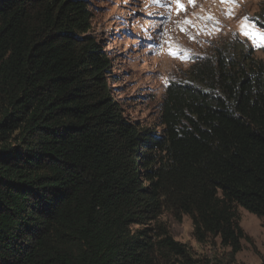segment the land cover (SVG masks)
I'll return each mask as SVG.
<instances>
[{"label":"trees","instance_id":"obj_1","mask_svg":"<svg viewBox=\"0 0 264 264\" xmlns=\"http://www.w3.org/2000/svg\"><path fill=\"white\" fill-rule=\"evenodd\" d=\"M92 17L88 0H0V264H219L168 213L235 264L253 243L239 209L264 226V60L224 39L170 84L156 132L112 96Z\"/></svg>","mask_w":264,"mask_h":264},{"label":"rangeland","instance_id":"obj_2","mask_svg":"<svg viewBox=\"0 0 264 264\" xmlns=\"http://www.w3.org/2000/svg\"><path fill=\"white\" fill-rule=\"evenodd\" d=\"M92 11L91 34L105 42L113 61L110 90L123 105L125 116L141 127L161 132V113L170 84H188L191 67L211 55L224 39L241 38L264 60V47H254L242 30L244 17L249 24H264V0H237L235 5L221 0H88ZM232 15L229 18L228 13ZM211 17V19H209ZM170 53H176V56ZM241 226L253 243L244 241L235 264H264V226L260 219L239 209ZM172 236L192 249L198 258L227 264L229 249L220 240L201 244L190 217L177 221L164 214Z\"/></svg>","mask_w":264,"mask_h":264},{"label":"snow or ice","instance_id":"obj_3","mask_svg":"<svg viewBox=\"0 0 264 264\" xmlns=\"http://www.w3.org/2000/svg\"><path fill=\"white\" fill-rule=\"evenodd\" d=\"M155 3L159 4L160 6H165L163 3V0H154ZM177 4V8L179 10L183 9V5L180 3V0H175ZM223 3L233 4L235 5L237 3V0H221ZM189 3H194V0H189ZM232 13L229 11L228 16L231 17ZM211 19V17H209ZM249 21V17H244L242 22V30L244 28L249 29L248 31H245V35L249 36L252 40L254 47H264V31L257 30L255 24H249L247 23ZM173 56H176V53H170Z\"/></svg>","mask_w":264,"mask_h":264}]
</instances>
